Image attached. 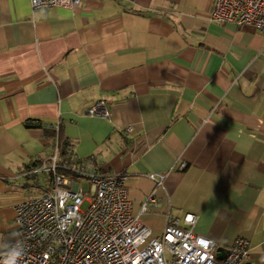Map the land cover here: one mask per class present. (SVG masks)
Segmentation results:
<instances>
[{
  "label": "crops",
  "instance_id": "1",
  "mask_svg": "<svg viewBox=\"0 0 264 264\" xmlns=\"http://www.w3.org/2000/svg\"><path fill=\"white\" fill-rule=\"evenodd\" d=\"M212 6L0 0V249L18 237L13 204L45 184L30 171L51 125L77 159L127 175L131 214L153 234L192 213L217 259L240 236L245 264H264V33L210 21ZM100 99L108 116L85 114Z\"/></svg>",
  "mask_w": 264,
  "mask_h": 264
},
{
  "label": "built area",
  "instance_id": "2",
  "mask_svg": "<svg viewBox=\"0 0 264 264\" xmlns=\"http://www.w3.org/2000/svg\"><path fill=\"white\" fill-rule=\"evenodd\" d=\"M132 1V0H127ZM33 10L71 7L81 0H29ZM209 20L236 27L250 25L264 33V0H213ZM85 114L108 116V101L100 99ZM53 130L57 128L49 125ZM125 131L132 132L128 125ZM55 131L51 154L39 160L33 174L46 176L41 192L13 204L18 237L0 249V264L22 249L16 264H245L249 240L236 237L221 259L215 242L194 232L195 214L168 216L160 234H153L131 214L124 172L104 173L91 160L77 159L70 145L63 158ZM181 163L179 168H184ZM156 185L164 173H150ZM86 180V188L81 180ZM148 196L141 205L146 210Z\"/></svg>",
  "mask_w": 264,
  "mask_h": 264
},
{
  "label": "clouds",
  "instance_id": "3",
  "mask_svg": "<svg viewBox=\"0 0 264 264\" xmlns=\"http://www.w3.org/2000/svg\"><path fill=\"white\" fill-rule=\"evenodd\" d=\"M22 255V249L11 253L10 258L5 261V264H16L17 259Z\"/></svg>",
  "mask_w": 264,
  "mask_h": 264
},
{
  "label": "trees",
  "instance_id": "4",
  "mask_svg": "<svg viewBox=\"0 0 264 264\" xmlns=\"http://www.w3.org/2000/svg\"><path fill=\"white\" fill-rule=\"evenodd\" d=\"M37 123H38V122H37ZM28 125H30V124H28ZM53 135H54V134H52V136H53ZM57 137H58V140H59V144H60V146L62 147L63 158H64L67 162L72 161V158L70 157V155H67L66 152H65V147L68 146L69 144L66 143V142H64V141H62V140H60L59 135H57Z\"/></svg>",
  "mask_w": 264,
  "mask_h": 264
},
{
  "label": "rangeland",
  "instance_id": "5",
  "mask_svg": "<svg viewBox=\"0 0 264 264\" xmlns=\"http://www.w3.org/2000/svg\"><path fill=\"white\" fill-rule=\"evenodd\" d=\"M81 185H82L84 188H86V180H85V179H82V180H81Z\"/></svg>",
  "mask_w": 264,
  "mask_h": 264
}]
</instances>
